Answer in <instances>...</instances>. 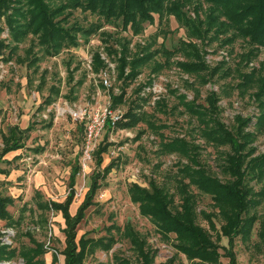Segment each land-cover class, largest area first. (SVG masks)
<instances>
[{"label": "rangeland", "instance_id": "obj_1", "mask_svg": "<svg viewBox=\"0 0 264 264\" xmlns=\"http://www.w3.org/2000/svg\"><path fill=\"white\" fill-rule=\"evenodd\" d=\"M44 1L57 6L65 0ZM215 1L231 3L240 23L232 26L214 0H162L160 9L145 0L144 15L137 9L126 17L118 12L120 0H113L116 10L113 6L110 16L81 6L67 8L52 21L67 29L79 27L70 28L74 43L50 52L32 32L13 38L9 25L17 28L22 19H13L11 10L8 17L0 16V40L6 45L0 55V152L8 127L31 126L24 147L0 158V169L8 172L0 175V195L13 199L7 211L14 221L11 226L0 221L2 244L17 251L31 247L27 233L50 250L41 257L44 264H63L62 218L41 206L65 199L77 162L73 215L93 173L115 162L99 180L77 238L99 239L111 224L120 229L128 224L157 252L153 264L172 257L176 264H196L179 254L174 236L162 237L131 200L130 185L148 187L151 180L171 197L167 211L172 214L183 196H191L197 224L208 230L220 254L229 249L227 239L219 237L223 222L211 197L192 181L209 177L227 188L236 182L255 194L264 188V0ZM104 75L109 86H103ZM48 95L51 103L45 104ZM113 96H120L114 110L119 117L134 113L137 121L126 130L108 132L112 145L98 167L93 153L86 154L84 133L69 110L102 108ZM203 214L216 215L215 230ZM250 214L256 218L251 236L236 238L231 255L237 264H264V197ZM113 234L117 242L112 249L94 250L84 264H113L115 255L136 263L131 244ZM219 262L230 263L225 257ZM0 264L25 263L15 257Z\"/></svg>", "mask_w": 264, "mask_h": 264}, {"label": "trees", "instance_id": "obj_2", "mask_svg": "<svg viewBox=\"0 0 264 264\" xmlns=\"http://www.w3.org/2000/svg\"><path fill=\"white\" fill-rule=\"evenodd\" d=\"M104 1V5L102 4ZM145 0H120V7L118 12L126 17V14H131L137 9L144 15L146 11L142 8V3ZM155 9H160V1L151 0ZM213 1V0H212ZM22 2H25L27 9L23 11ZM220 5V10L227 14L229 23L233 26L239 22V19L235 18V12H231V3L225 1H215ZM7 3H14L16 6L7 5ZM113 0H65L57 6H49L44 0H6L4 6H0V16L8 17L7 10L12 11L13 19H22L21 23L17 21V28L9 25L11 35L16 40L18 35L32 32L36 35L39 44L44 45L47 52L65 44L74 43L71 29L77 30L79 27H63L58 22H53L56 16H59L67 8H75L78 6L87 9L91 13L100 12L105 16H110L116 9L112 4ZM74 4H76L74 6ZM230 5V6H229ZM260 5L263 3L260 1ZM114 6V9H113ZM7 8V9H6ZM113 9V11H111ZM92 10V11H91ZM130 10V11H128ZM148 13V11H147ZM28 17V18H27ZM27 18V21L25 19ZM11 19H8V23ZM16 26V25H15ZM234 26V28H235ZM1 28V27H0ZM251 30V29H250ZM245 31V30H244ZM241 33V32H240ZM6 45L0 40V55L1 50ZM4 58V56H2ZM9 58L5 57L4 60ZM120 96L111 97V108L115 109L116 99ZM45 104L51 103V96L48 95L45 100ZM137 121L134 113H123L113 123L108 120L104 129L102 140L98 143L96 149L93 152V158L96 165L101 166L103 160L102 155L107 153L108 148L112 143L108 142L107 136L110 130H126L130 128ZM127 125V126H126ZM51 126V120L48 123V127ZM31 129L29 126L26 129H20L16 126L8 129V133L2 136L3 148L1 156L11 152L21 150L24 147V142L28 138V133ZM77 129L79 132L84 133V123L79 122ZM248 135V134H247ZM39 151V149L37 150ZM114 167L115 162H111L105 166L102 173H93L91 184L89 189L84 195L82 202L77 208L74 215L69 212L70 205L75 198V179L79 173L80 166L76 164L72 167L70 172V191L62 202L49 201L45 202L41 208L48 211H53L61 215L64 221V228L62 232L65 236V246L61 252L63 256V264H84L85 259L89 253H93L94 250L100 249L104 252H109L116 244L117 240L114 238L113 231L123 240H127L131 246L130 249L136 254L135 264H153L157 252L155 250L146 247V242L143 241L137 233L132 229L131 225L126 224L122 229L111 224L106 229L107 235L99 239L87 238L86 235L77 239V226L84 220L86 211L94 204V197L100 189L99 180L104 178ZM1 174H6L4 170H0ZM238 181V180H237ZM192 184H196L200 191L209 195L213 201V206L217 210V215L223 222L219 228V237H225L228 241V247L224 248L222 254L218 251L219 247L212 241L211 235L208 230L197 224L195 214V204L193 198L187 195L183 196L182 202L178 206L176 214H172L167 211L168 206L172 203L171 197L166 198L168 194L162 190L161 187L156 186L151 180L148 183V187H142L136 183H132L129 187L131 200L138 205L141 215L150 218L156 230L162 237L168 238L170 235L174 236L176 243L174 245L177 252L185 257L189 262L207 263V264H221L219 259L221 257L229 258V264H237L234 257L231 255V247H233L234 240L236 238L242 241L247 240L251 236L255 224V216L249 215V212L254 210L259 205L264 197V188L260 189L257 194L251 192L246 186L242 187L240 183L232 188L217 183L211 180L209 177H198L193 179ZM189 187V183L181 185L182 193ZM255 196V197H254ZM13 199L9 197H3L0 195V220L6 221L8 226L13 225L12 220L7 207L12 205ZM204 219L207 221L210 230H215V225L212 219L216 216L213 214H203ZM31 247H22L18 251L16 248H10L2 244L0 241V262L4 260H11L15 257L23 259L25 264H44L41 257L48 252L43 245L30 238ZM264 242V236H261ZM53 263L57 260L53 255ZM113 264H133L131 261L122 256H113ZM160 264H176L174 257L166 260Z\"/></svg>", "mask_w": 264, "mask_h": 264}, {"label": "built area", "instance_id": "obj_3", "mask_svg": "<svg viewBox=\"0 0 264 264\" xmlns=\"http://www.w3.org/2000/svg\"><path fill=\"white\" fill-rule=\"evenodd\" d=\"M103 86H109V79L106 75L102 78ZM111 108V104L96 109L79 107L70 109L69 114L74 120L84 123V142L86 154L93 153L98 139L102 136L108 120L113 123L119 115Z\"/></svg>", "mask_w": 264, "mask_h": 264}, {"label": "crops", "instance_id": "obj_4", "mask_svg": "<svg viewBox=\"0 0 264 264\" xmlns=\"http://www.w3.org/2000/svg\"><path fill=\"white\" fill-rule=\"evenodd\" d=\"M12 127V126H11ZM11 127H8V129L9 128H11ZM14 127V126H13ZM17 127V126H16ZM18 128V127H17ZM28 128V127H27ZM26 129V128H25ZM7 133H8V130H7ZM4 135H6V134H4ZM3 136V135H2ZM2 148H3V142H2ZM1 151H2V149H1ZM18 151V150H17ZM17 151H11V152H9V153H7V154H10V153H15V152H17ZM7 154H5L4 156H1V152H0V158H3V157H5ZM0 170H3V169H0ZM5 172H6V170H4ZM6 174H8V172H6ZM6 174H1L0 173V175H6ZM56 202V201H55ZM74 202V201H73ZM72 202V203H73ZM72 205V204H71ZM71 205H70V207H71ZM79 207V206H78ZM77 210V209H76ZM53 212V211H52ZM69 212H70V208H69ZM76 212V211H75ZM55 213V212H54ZM58 214V213H57ZM71 214V213H70ZM75 214V213H74ZM73 214V215H74ZM60 215V214H59ZM61 216V215H60ZM62 218V217H61ZM1 221V220H0ZM62 221H63V219H62ZM63 225H64V221H63ZM78 227V226H77ZM64 228V227H63ZM62 228V229H63ZM76 230H77V228H76ZM61 232H62V230H61ZM62 234H63V232H62ZM63 236H64V234H63ZM80 238V237H79ZM78 239V238H77ZM64 246H65V236H64ZM44 248H46L47 250H48V248L47 247H44ZM64 249V248H63ZM50 250H48V252H49ZM47 252V253H48ZM62 252V251H61ZM61 252H60V254H61ZM46 253V254H47ZM54 254L53 255H55L56 256V258H57V254L55 253V252H53ZM45 255V254H44ZM62 256V255H61Z\"/></svg>", "mask_w": 264, "mask_h": 264}]
</instances>
